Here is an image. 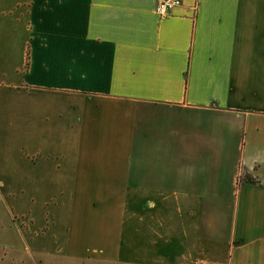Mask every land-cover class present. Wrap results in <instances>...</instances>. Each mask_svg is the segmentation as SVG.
<instances>
[{
    "label": "crops",
    "instance_id": "1",
    "mask_svg": "<svg viewBox=\"0 0 264 264\" xmlns=\"http://www.w3.org/2000/svg\"><path fill=\"white\" fill-rule=\"evenodd\" d=\"M155 1L0 20V264H264V0Z\"/></svg>",
    "mask_w": 264,
    "mask_h": 264
},
{
    "label": "rangeland",
    "instance_id": "2",
    "mask_svg": "<svg viewBox=\"0 0 264 264\" xmlns=\"http://www.w3.org/2000/svg\"><path fill=\"white\" fill-rule=\"evenodd\" d=\"M22 2L26 5L29 0H0V20H15V28L18 30L19 34H27L28 31H24V24H28L27 15L21 14L23 9ZM2 176L0 175V181L2 180ZM199 262V261H198ZM198 264V263H197ZM214 264V263H213Z\"/></svg>",
    "mask_w": 264,
    "mask_h": 264
},
{
    "label": "built area",
    "instance_id": "3",
    "mask_svg": "<svg viewBox=\"0 0 264 264\" xmlns=\"http://www.w3.org/2000/svg\"><path fill=\"white\" fill-rule=\"evenodd\" d=\"M181 4V0H156L154 10L157 14L164 16L171 12V10ZM198 264H213L206 260H201Z\"/></svg>",
    "mask_w": 264,
    "mask_h": 264
}]
</instances>
